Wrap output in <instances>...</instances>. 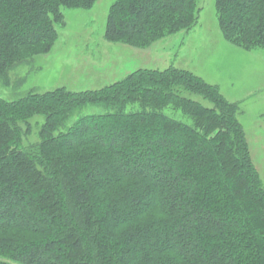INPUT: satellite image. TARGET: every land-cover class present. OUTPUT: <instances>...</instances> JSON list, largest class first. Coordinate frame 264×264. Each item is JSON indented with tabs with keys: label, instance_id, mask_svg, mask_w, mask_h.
I'll return each mask as SVG.
<instances>
[{
	"label": "trees",
	"instance_id": "trees-1",
	"mask_svg": "<svg viewBox=\"0 0 264 264\" xmlns=\"http://www.w3.org/2000/svg\"><path fill=\"white\" fill-rule=\"evenodd\" d=\"M96 1L0 0V80L52 50L66 10ZM199 2L115 0L105 38L146 49L187 35ZM215 5L229 43L264 51V0ZM88 105L105 110L70 123ZM240 114L175 65L0 97V264H264V184Z\"/></svg>",
	"mask_w": 264,
	"mask_h": 264
},
{
	"label": "rangeland",
	"instance_id": "rangeland-1",
	"mask_svg": "<svg viewBox=\"0 0 264 264\" xmlns=\"http://www.w3.org/2000/svg\"><path fill=\"white\" fill-rule=\"evenodd\" d=\"M114 1L97 0L90 9L66 10L65 25L58 26L59 36L52 50L13 70L9 84L0 80V97L17 100L30 91L60 87L97 90L140 68L175 65L189 69L217 84L229 100L241 102L240 118L264 184V51L244 50L224 38L215 0H200L199 23L187 35H172L146 49L110 42L105 31ZM104 110L88 105L74 113L70 123Z\"/></svg>",
	"mask_w": 264,
	"mask_h": 264
}]
</instances>
